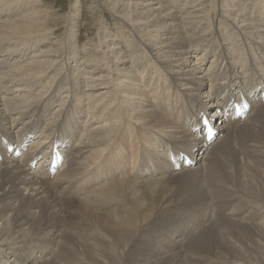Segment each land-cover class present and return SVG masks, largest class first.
I'll list each match as a JSON object with an SVG mask.
<instances>
[{
  "label": "bare ground",
  "instance_id": "6f19581e",
  "mask_svg": "<svg viewBox=\"0 0 264 264\" xmlns=\"http://www.w3.org/2000/svg\"><path fill=\"white\" fill-rule=\"evenodd\" d=\"M95 3L0 0V264H264V0Z\"/></svg>",
  "mask_w": 264,
  "mask_h": 264
},
{
  "label": "rangeland",
  "instance_id": "374dc122",
  "mask_svg": "<svg viewBox=\"0 0 264 264\" xmlns=\"http://www.w3.org/2000/svg\"><path fill=\"white\" fill-rule=\"evenodd\" d=\"M38 1V0H37ZM55 0H39V2H42V6H46V7H48V8H50V10L52 11L51 12V16L46 20L47 22H50V23H52L53 21L55 22V21H59L60 20V22L62 23V24H64L63 23V21H64V17H65V19H66V16H70L71 14H72V12L74 11V9H75V4L77 3V8L79 9V11L81 12V14L84 16V18L87 20V19H90V18H92V17H94L93 15H92V13L91 12H89V6L90 5H92L93 3H94V5L96 4L95 2L97 1V0H92V2H91V0H56L55 2H54ZM71 1V2H70ZM52 2V3H51ZM56 2H57V4H56ZM83 2H84V4H83ZM91 2V3H90ZM48 3V4H47ZM89 3V4H88ZM44 4V5H43ZM52 4V5H51ZM88 4V5H87ZM48 5V6H47ZM54 5V6H53ZM97 5V4H96ZM53 6V7H52ZM57 6V7H56ZM84 7H86L85 9H84ZM54 8V9H53ZM60 8V9H59ZM27 10V9H26ZM25 10V11H26ZM24 11V12H25ZM58 11V12H57ZM57 12V13H56ZM55 13V14H54ZM59 13V15L57 16V14ZM66 14V15H65ZM85 14V15H84ZM91 14V15H90ZM98 14V13H97ZM65 15V16H64ZM99 15V14H98ZM55 16V17H54ZM59 16H61V17H59ZM64 16V17H63ZM97 16V15H96ZM54 17V18H53ZM57 17V18H56ZM67 17V18H68ZM102 17V20H104V16L102 15L101 16ZM52 19H54V20H52ZM108 22V21H107ZM111 22V21H110ZM61 26V25H60ZM110 26H112L111 28H115L116 26H114L112 23H110ZM61 31V32H60ZM59 32V33H58ZM93 32L91 31V33H90V31L88 32V34H86V36L85 37H82V38H80L82 41H84V43L82 42L81 44H85L86 42H90V40L93 38V39H95L94 38V33L92 34ZM60 34H61V37H60ZM70 34V33H69ZM89 34H90V36L92 37H90L89 36ZM211 34V33H210ZM209 34V35H210ZM51 35H52V38H60V40H65V38L66 37H63V36H66V32H65V29H64V27H63V25L57 30L56 29V31H55V33L54 34H52L51 33ZM57 35V36H56ZM207 36V37H205L204 39H203V41L205 42V43H207V45H209L210 43H212L213 41H215V39H214V37H213V34L212 35H210V36ZM54 36V37H53ZM90 37V38H89ZM55 38V39H56ZM55 39L53 40L52 39V41H55ZM86 39H87V41H86ZM89 39V40H88ZM51 41V40H50ZM51 41V42H52ZM71 41H73V42H77L78 40L76 39V38H73ZM79 44H80V40H79V42H78ZM217 44H219V41L217 42ZM42 47H43V45L42 46H38V47H36V49H35V51L36 52H40L41 50H42ZM199 51V50H198ZM203 56H201L200 57V59L199 60H197V62L201 65V68L203 69V71H205L206 69H205V63H204V58H203V60H201V58H202ZM136 68H137V66H136ZM163 73H165L164 71H162ZM166 74V73H165ZM207 82H208V80H207ZM206 82V83H207ZM147 87V86H146ZM148 88V87H147ZM194 89H197V87H194ZM148 90H149V88H148ZM201 90H202V92H200V94H201V96H200V100H202L203 102H205V100H206V98H203V96L204 95H202L204 92L206 93V90H207V86H205V87H203V88H201ZM197 94H199V92H197L196 91V95ZM212 104V103H211ZM67 221L68 222H74V221H72L71 220V218H67Z\"/></svg>",
  "mask_w": 264,
  "mask_h": 264
}]
</instances>
